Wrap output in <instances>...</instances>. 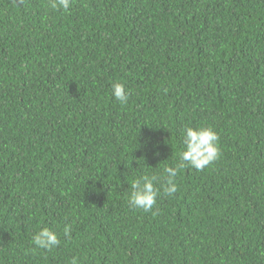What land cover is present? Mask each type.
<instances>
[{
    "label": "trees",
    "instance_id": "trees-1",
    "mask_svg": "<svg viewBox=\"0 0 264 264\" xmlns=\"http://www.w3.org/2000/svg\"><path fill=\"white\" fill-rule=\"evenodd\" d=\"M186 126L221 156L166 196ZM43 228L59 246L33 244ZM73 258L264 264V0H0V264Z\"/></svg>",
    "mask_w": 264,
    "mask_h": 264
},
{
    "label": "clouds",
    "instance_id": "clouds-1",
    "mask_svg": "<svg viewBox=\"0 0 264 264\" xmlns=\"http://www.w3.org/2000/svg\"><path fill=\"white\" fill-rule=\"evenodd\" d=\"M52 9H63L67 11L71 7V0H49ZM112 95L120 103H126L129 99V91L122 82L112 84ZM219 136L212 127H190L186 126L182 135L183 151L179 155V160L172 166L165 165L163 168L166 177L163 186V193L166 196H173L178 191L177 177L187 166L196 170H203L214 163L221 156L219 147ZM147 145H145L146 147ZM159 155V153H154ZM160 178L156 175H143L133 179L131 183V193L128 199L129 206L133 209H140L145 212L150 211L157 203L160 190L156 187V182ZM71 227H64V235H70ZM33 244L38 248L51 250L60 244L58 235L43 228L32 237ZM71 264H78V260L73 258Z\"/></svg>",
    "mask_w": 264,
    "mask_h": 264
}]
</instances>
